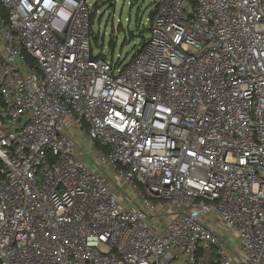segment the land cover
I'll return each mask as SVG.
<instances>
[{"label": "built area", "instance_id": "2783aa9c", "mask_svg": "<svg viewBox=\"0 0 264 264\" xmlns=\"http://www.w3.org/2000/svg\"><path fill=\"white\" fill-rule=\"evenodd\" d=\"M99 12L0 0V264H264V0Z\"/></svg>", "mask_w": 264, "mask_h": 264}, {"label": "rangeland", "instance_id": "374dc122", "mask_svg": "<svg viewBox=\"0 0 264 264\" xmlns=\"http://www.w3.org/2000/svg\"><path fill=\"white\" fill-rule=\"evenodd\" d=\"M92 2L100 11L93 20L94 33L98 35V39H92L93 51L103 50L110 56L113 54L115 58L120 54L126 61L130 60L141 48V44L150 38L148 19L151 18L153 9L160 0H118L116 3L114 0H92ZM130 2H133L132 6ZM111 39L115 42L113 51L109 44ZM224 231L232 232L227 228ZM235 238H230L232 244H238L239 239Z\"/></svg>", "mask_w": 264, "mask_h": 264}, {"label": "trees", "instance_id": "16d2710c", "mask_svg": "<svg viewBox=\"0 0 264 264\" xmlns=\"http://www.w3.org/2000/svg\"><path fill=\"white\" fill-rule=\"evenodd\" d=\"M133 5V3L131 4V6ZM95 39H98V37L97 36H95L94 37ZM146 42V41H145ZM145 42H143V44H145ZM109 44H110V46H111V50L113 49V47L115 46V42L111 39L110 40V42H109ZM143 44H141V45H143ZM113 51V50H112ZM1 166H2V162H1V160H0V168H1ZM0 178H1V174H0Z\"/></svg>", "mask_w": 264, "mask_h": 264}]
</instances>
